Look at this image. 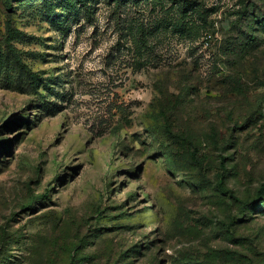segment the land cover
<instances>
[{
    "label": "rangeland",
    "instance_id": "rangeland-1",
    "mask_svg": "<svg viewBox=\"0 0 264 264\" xmlns=\"http://www.w3.org/2000/svg\"><path fill=\"white\" fill-rule=\"evenodd\" d=\"M264 0H0V264H264Z\"/></svg>",
    "mask_w": 264,
    "mask_h": 264
},
{
    "label": "trees",
    "instance_id": "trees-1",
    "mask_svg": "<svg viewBox=\"0 0 264 264\" xmlns=\"http://www.w3.org/2000/svg\"><path fill=\"white\" fill-rule=\"evenodd\" d=\"M263 190H264V183L261 186L260 192H262ZM210 262H211V264H216L215 262H212V261H210ZM184 264H196V262H193V261L187 262V259H186L184 261Z\"/></svg>",
    "mask_w": 264,
    "mask_h": 264
}]
</instances>
